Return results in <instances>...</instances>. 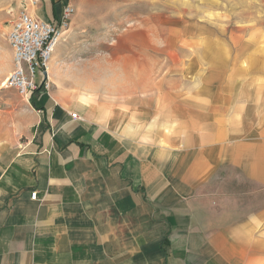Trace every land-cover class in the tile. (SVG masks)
Segmentation results:
<instances>
[{
	"label": "crops",
	"instance_id": "crops-1",
	"mask_svg": "<svg viewBox=\"0 0 264 264\" xmlns=\"http://www.w3.org/2000/svg\"><path fill=\"white\" fill-rule=\"evenodd\" d=\"M37 2L51 22L66 3ZM242 55L243 76L119 110L48 77L25 140L0 148V264H264V54Z\"/></svg>",
	"mask_w": 264,
	"mask_h": 264
},
{
	"label": "rangeland",
	"instance_id": "rangeland-1",
	"mask_svg": "<svg viewBox=\"0 0 264 264\" xmlns=\"http://www.w3.org/2000/svg\"><path fill=\"white\" fill-rule=\"evenodd\" d=\"M30 1L0 0V148L25 140L33 116L31 97L2 86L13 68L7 33ZM43 1L49 7L50 0ZM65 2L74 13L47 63L46 80L89 107L100 100L119 110L129 95L145 94L139 88L153 95L162 86L166 95L204 76H243L242 54L253 47L264 54V0Z\"/></svg>",
	"mask_w": 264,
	"mask_h": 264
},
{
	"label": "built area",
	"instance_id": "built-area-1",
	"mask_svg": "<svg viewBox=\"0 0 264 264\" xmlns=\"http://www.w3.org/2000/svg\"><path fill=\"white\" fill-rule=\"evenodd\" d=\"M29 4L36 5L37 0H31ZM27 5L28 3H24L20 7L7 33L13 68L2 82V86L14 89L28 100L39 86H49L48 81L44 80V71L54 48L70 24L74 7L71 4L63 5L59 18L51 22L36 19L28 12ZM36 74L39 76L37 82ZM70 116L79 118L75 112ZM35 196L36 191L30 193L32 199H35Z\"/></svg>",
	"mask_w": 264,
	"mask_h": 264
},
{
	"label": "trees",
	"instance_id": "trees-1",
	"mask_svg": "<svg viewBox=\"0 0 264 264\" xmlns=\"http://www.w3.org/2000/svg\"><path fill=\"white\" fill-rule=\"evenodd\" d=\"M51 3H53V1H52ZM53 4H54V3H53ZM41 88H43V84H42L41 86H39L35 91L40 90ZM35 91H34L33 93H35ZM33 93H32V94H33ZM30 102L32 103V105H34V104H33V101H32V96H31V98H30Z\"/></svg>",
	"mask_w": 264,
	"mask_h": 264
},
{
	"label": "water",
	"instance_id": "water-1",
	"mask_svg": "<svg viewBox=\"0 0 264 264\" xmlns=\"http://www.w3.org/2000/svg\"><path fill=\"white\" fill-rule=\"evenodd\" d=\"M47 78L46 72L44 71V80ZM42 84V83H41Z\"/></svg>",
	"mask_w": 264,
	"mask_h": 264
}]
</instances>
